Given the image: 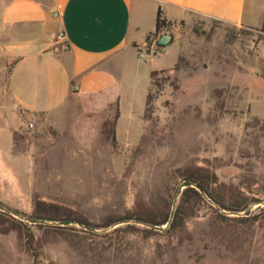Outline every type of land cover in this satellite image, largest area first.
Here are the masks:
<instances>
[{
    "label": "rangeland",
    "instance_id": "obj_1",
    "mask_svg": "<svg viewBox=\"0 0 264 264\" xmlns=\"http://www.w3.org/2000/svg\"><path fill=\"white\" fill-rule=\"evenodd\" d=\"M166 37L153 102L123 111L116 141L114 106L66 111L59 124L13 108L0 62V264H264V24L189 16L139 52ZM200 167L251 214L183 201L185 174ZM36 198L90 224L34 223Z\"/></svg>",
    "mask_w": 264,
    "mask_h": 264
},
{
    "label": "crops",
    "instance_id": "obj_2",
    "mask_svg": "<svg viewBox=\"0 0 264 264\" xmlns=\"http://www.w3.org/2000/svg\"><path fill=\"white\" fill-rule=\"evenodd\" d=\"M160 9L167 23L197 16L264 24V0H0V62L12 107L59 124L66 111L114 106L119 134L123 111L145 109L151 73L161 70L152 60L172 48L161 39L162 54L139 56Z\"/></svg>",
    "mask_w": 264,
    "mask_h": 264
},
{
    "label": "trees",
    "instance_id": "obj_3",
    "mask_svg": "<svg viewBox=\"0 0 264 264\" xmlns=\"http://www.w3.org/2000/svg\"><path fill=\"white\" fill-rule=\"evenodd\" d=\"M169 23L163 18V12L160 9L158 11V17H157V25H156V34L160 33L162 30H164ZM159 47H164L161 43H158ZM180 70L179 64H177L173 69H171L172 72H178ZM167 70L161 69V70H154L151 73V82L150 87L148 89L147 99H146V105H150L153 102V94L152 90L153 88L158 86L159 77L160 75L166 73ZM175 77V75H174ZM112 138L113 141H116V131L113 129L112 131ZM185 181H192V183L196 186L185 188L183 192V201L189 196V194L193 193L200 199H203L204 196L209 198L210 200L215 201L217 204L222 206L224 209L230 210L235 213H239L242 211H246V205L250 204L249 201L245 202H239L235 203L234 201H227L225 198L219 194H217L214 190V183L217 182V175L216 172L211 171L210 168L206 167H200L199 170L191 171L187 174H185ZM3 205L0 203V208ZM33 212L31 215H29L30 221L34 223H46V222H54V223H80L83 225L90 224L88 220L83 218L79 213L55 204L46 202L44 200H41L39 198H36L33 205ZM2 212L0 211V214ZM127 219H133L132 217H127L126 221H129ZM11 220L14 222H21L17 219L11 217ZM125 220V219H124ZM170 221V215H165L163 218H161L158 221H147L150 225H164ZM118 223V221H113L112 224ZM102 226H97V228H100Z\"/></svg>",
    "mask_w": 264,
    "mask_h": 264
},
{
    "label": "built area",
    "instance_id": "obj_4",
    "mask_svg": "<svg viewBox=\"0 0 264 264\" xmlns=\"http://www.w3.org/2000/svg\"><path fill=\"white\" fill-rule=\"evenodd\" d=\"M63 37V35H61ZM158 43H161L160 41ZM158 43L154 41L153 45L146 50L140 51L139 56L141 58H150V57H155L158 56L159 54H162V47L158 46ZM34 127L33 123H28L27 128L32 129Z\"/></svg>",
    "mask_w": 264,
    "mask_h": 264
},
{
    "label": "water",
    "instance_id": "obj_5",
    "mask_svg": "<svg viewBox=\"0 0 264 264\" xmlns=\"http://www.w3.org/2000/svg\"><path fill=\"white\" fill-rule=\"evenodd\" d=\"M168 41H169L168 37L163 39V43H168ZM189 187H194L195 188L196 186L192 183V181H184L182 183V188H189ZM251 212H252L251 210H247L245 212V216H249L251 214ZM64 224H69V223H64Z\"/></svg>",
    "mask_w": 264,
    "mask_h": 264
}]
</instances>
